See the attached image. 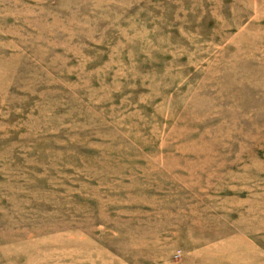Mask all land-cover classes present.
Here are the masks:
<instances>
[{
    "label": "rangeland",
    "instance_id": "374dc122",
    "mask_svg": "<svg viewBox=\"0 0 264 264\" xmlns=\"http://www.w3.org/2000/svg\"><path fill=\"white\" fill-rule=\"evenodd\" d=\"M0 264H264V0H0Z\"/></svg>",
    "mask_w": 264,
    "mask_h": 264
}]
</instances>
